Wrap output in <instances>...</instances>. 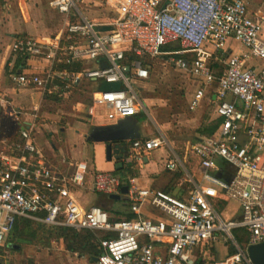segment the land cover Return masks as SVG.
I'll use <instances>...</instances> for the list:
<instances>
[{"label": "built area", "instance_id": "obj_1", "mask_svg": "<svg viewBox=\"0 0 264 264\" xmlns=\"http://www.w3.org/2000/svg\"><path fill=\"white\" fill-rule=\"evenodd\" d=\"M48 5L63 16L64 26L47 41H12V53L44 64L39 72L11 75L14 85L33 88L44 98L61 97L92 82L90 101L78 105L79 113L103 125L115 124L144 109L133 86L147 80L148 71L131 57L163 56L192 80L190 110L198 109L206 88L217 84L212 112L218 124L213 135L188 147L200 181L173 152L163 165L166 171L184 173L189 190L182 197L140 189L128 180L130 212L138 215L149 204L165 216L156 220L112 221L99 207L84 209L76 189L89 185L92 193L107 197L119 192L120 179L95 171L88 181L86 160L71 173L52 165L32 142L34 127L24 129L11 154L0 155V245L16 221L25 219L52 229L112 234L99 240L96 264H204L194 250L220 237L230 242L233 253L210 264H252L246 248L264 242V16L250 13L245 0H50ZM90 11L101 12L103 18L89 17ZM230 40L243 51L229 52ZM166 47L170 49L164 51ZM216 56L224 60L219 77L211 67ZM78 62H88L90 68H76ZM103 83L117 89L104 91ZM127 144L137 163L168 148L163 136ZM230 201L239 215L225 220L218 203ZM238 229L247 232L244 244L233 236Z\"/></svg>", "mask_w": 264, "mask_h": 264}, {"label": "rangeland", "instance_id": "obj_2", "mask_svg": "<svg viewBox=\"0 0 264 264\" xmlns=\"http://www.w3.org/2000/svg\"><path fill=\"white\" fill-rule=\"evenodd\" d=\"M40 1L45 5L47 3V0ZM245 1L252 13H260L264 16V0ZM89 17L102 19L103 14L99 11H90ZM62 28L63 23H59L51 35H55V32L60 31ZM232 46L235 51L240 48L238 44H233ZM146 63L148 65V68H146L148 79L142 82H135L133 86L144 105V109L138 118L147 134L145 138L163 136L168 143V148L165 149L167 154L168 152H173L189 167L193 164V159L188 155V147L203 138L199 130L211 123L214 107L210 103L209 98L217 89V84L212 83L206 88L202 105L192 111L189 109V100L193 93V82L187 74L181 73L169 65L166 57L163 56L146 59ZM74 66L82 69L90 68L88 62H78ZM219 68H222L221 64ZM94 87V83L84 82L61 97L53 96L52 98L44 99L41 105L37 123L38 125L47 124L54 126L53 129L55 130L52 133V137L47 134H44L43 137L47 140V144L50 147L52 145L56 146V148L59 146L60 149L58 148L57 151L63 150V156H65L63 159L66 165L74 163L75 150L71 146V142H75L78 137L74 131L79 130L81 125L86 124L84 116L78 111V105L86 106L89 103ZM62 127H66V133L64 134L60 133V128ZM88 129H84L85 132L80 137V140L82 154L87 153L91 160L93 156L96 159V151L85 140ZM74 147L76 148V145ZM67 149L71 157H67ZM44 155L48 159L56 160L51 149H48V152L46 151ZM94 167H99L96 161ZM68 172L71 173V170ZM83 189L75 190L77 197H79L78 191ZM180 189H182V194H185L188 192L189 185H183ZM88 192L92 193L89 189ZM102 196L100 195V197ZM108 204L110 203H106L105 207H108ZM114 205L113 212L118 211L117 209H129V201H116ZM149 207L161 218H165L155 208L150 205ZM218 207L222 209V216L225 220H232L239 215V208L234 202L218 203ZM51 229L40 223L31 222L29 227H25L19 239L7 238L6 242L0 245V249L4 251V246L9 243L19 248L8 251L5 254V264H94L86 257H79L76 254L67 252L62 241L57 240L54 236L49 238ZM218 242H221L227 250L231 249V244L226 238L220 237L215 243ZM211 245L214 244L211 243L208 247ZM202 253L204 263L209 264V261H211L210 254L205 252V250H202Z\"/></svg>", "mask_w": 264, "mask_h": 264}, {"label": "crops", "instance_id": "obj_3", "mask_svg": "<svg viewBox=\"0 0 264 264\" xmlns=\"http://www.w3.org/2000/svg\"><path fill=\"white\" fill-rule=\"evenodd\" d=\"M49 2L50 0H47L45 5L40 0H0V155H10L13 146L22 140L21 131L33 126L32 142L35 144L45 160L54 166L63 170L72 171L76 163L86 160L89 167L88 181H90L91 174L95 171L113 173L118 164H121V168L131 165L127 173V180L133 179L138 188L163 191L172 196L175 194L174 197H182L184 194L181 192L182 189L179 190V188L188 184V182L181 170L169 172L164 169V163L172 158L171 152H168L167 154L165 149L153 152L149 157L144 158L142 163H136L130 158L128 154V144L125 142L120 146H117V149H114L112 161L107 162L105 159L104 145L89 143L86 141L87 144H91L93 150L96 151V159L93 156L90 160L87 153L83 155L80 137L85 132L84 129L91 126L103 125V122L89 119L85 114L82 115L85 118L86 124L81 125L79 130L74 131L78 137L77 140L75 139V142H71V146H73V149L75 150L73 164L69 163L66 165V163L62 162L65 156H63V150L57 151L58 148L60 149L59 146L56 148L54 145L50 147L47 144V140L44 139L43 136L44 134H47L52 137V133H54L55 130L53 129L54 126L47 124L38 125L37 120L39 119V113L44 99L52 98L56 95H47L42 98L37 90L33 88H19L11 82V75L20 73H36L43 69L44 64L36 59L12 53L10 50V44L17 38L29 37L39 41H47L48 39H51L52 36H55L54 34H51L59 23H63L64 26V18L49 7ZM249 12L252 13L250 10ZM233 44L237 43L230 40L228 43L229 52L235 51L232 46ZM236 51H243V48L240 46V48ZM221 60L223 61V59L218 56L214 57L212 60L213 63L222 65V68L219 70L212 68L216 76L219 71L221 73L224 71V64ZM209 99L210 103L213 104V94ZM38 105L40 106L39 111L37 113L33 112V108ZM212 122H216L213 119V114L211 118V123ZM139 125L142 138H145L147 134L144 131V126L143 124ZM60 133H66V127L60 128ZM202 139H199L196 142ZM75 145L76 148L74 147ZM48 149H51L56 160L48 159L44 155L46 151L48 152ZM124 149H126V152ZM156 152L158 153L155 154ZM66 155L67 157H71L68 149ZM95 161L99 166L98 168L94 167ZM186 168L188 172L194 176L196 181H200V172L195 159H193V164L189 167L186 166ZM88 189L89 185H87L82 191H78L79 197L76 196L77 192H75V197L80 206L84 209H87L90 206H96L104 208L108 211L114 210V203L116 201L110 202L105 196L100 197L99 194L95 195L93 193H89ZM127 200V196L121 199V201ZM106 203H110L108 204V207H105ZM117 210L124 211L126 213L130 212V209ZM220 212H223L222 209H220ZM137 217L153 220L162 219L159 215L154 213V211L149 207V204H145L141 207L139 214L136 215V218ZM121 218L124 219L125 217ZM213 244L214 245H211L210 247H198L194 250V255L204 263L202 250H205V252L209 253L211 256L209 264L223 260L225 257L230 255L231 249L227 250L221 242Z\"/></svg>", "mask_w": 264, "mask_h": 264}, {"label": "trees", "instance_id": "obj_4", "mask_svg": "<svg viewBox=\"0 0 264 264\" xmlns=\"http://www.w3.org/2000/svg\"><path fill=\"white\" fill-rule=\"evenodd\" d=\"M169 47L163 48L164 51L169 50ZM132 60H137L140 59L141 60V64L143 67L148 68V65L146 63V59H149V57H144V58H137L132 56L131 57ZM211 67L213 69H221L219 68V65L216 63L211 64ZM222 73L219 71V73H217V77L221 76ZM138 123L140 124L139 118L138 116L134 117ZM218 121L216 122H212L209 125L203 127L202 129L199 130V133L203 136V138L205 137H209L211 135H213V133L216 130ZM125 146V144H124ZM126 149H124L125 151ZM126 152V151H125ZM131 165H128L127 167L121 168V164H118L116 166V169L113 171V174L116 175L119 179H120V188H122L123 186H127L128 180H127V173L130 169ZM108 201L110 202H114L108 199ZM128 201V200H127ZM100 208V207H99ZM102 211H104L105 213H107L109 215L110 220H120L121 217H125L124 219H135L136 215L131 213V212H124V211H108L104 208H100ZM218 209L220 210V208L218 207ZM31 224V221L29 220H25V219H18L16 221V224L14 226V229L12 230V232L10 233V235L8 236V238H14L15 239H19L21 237V234L24 232L25 227H29V225ZM54 236V238H56L57 240L62 241L64 248L67 252L72 253V254H76L79 257H86L88 258V260L93 263L91 261L92 258H97L100 254H101V250L99 249V240L100 239H105V238H110L112 237V234H105V233H94V232H90L87 230H83L80 232H76L72 229H68V228H55V229H51V231H49V238ZM233 236L236 239V241L239 244H244L246 242L247 239V232L241 229L235 230L233 232ZM233 253V250L231 249L230 255Z\"/></svg>", "mask_w": 264, "mask_h": 264}, {"label": "water", "instance_id": "obj_5", "mask_svg": "<svg viewBox=\"0 0 264 264\" xmlns=\"http://www.w3.org/2000/svg\"><path fill=\"white\" fill-rule=\"evenodd\" d=\"M101 89L107 91L109 89H117V86L103 83ZM85 138L89 143L104 145L105 159L107 162H111L114 149H117V146L142 138V133L138 121L134 117H126L115 124L89 127ZM127 194L128 187L123 186L120 188L119 193L109 195L107 198L111 201H120ZM246 254L252 264H264V242L248 246ZM91 261L96 264L97 258H92Z\"/></svg>", "mask_w": 264, "mask_h": 264}, {"label": "flooded vegetation", "instance_id": "obj_6", "mask_svg": "<svg viewBox=\"0 0 264 264\" xmlns=\"http://www.w3.org/2000/svg\"><path fill=\"white\" fill-rule=\"evenodd\" d=\"M19 247L13 244H6L4 246V251L2 249H0V264H5L6 263V256L5 254H7L8 251L11 250H17Z\"/></svg>", "mask_w": 264, "mask_h": 264}]
</instances>
